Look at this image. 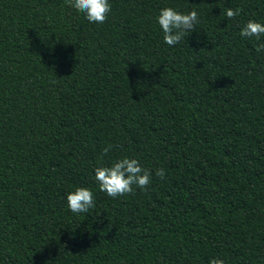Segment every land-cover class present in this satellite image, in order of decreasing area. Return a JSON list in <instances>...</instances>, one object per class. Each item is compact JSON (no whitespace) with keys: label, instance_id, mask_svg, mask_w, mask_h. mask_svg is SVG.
Listing matches in <instances>:
<instances>
[{"label":"trees","instance_id":"trees-1","mask_svg":"<svg viewBox=\"0 0 264 264\" xmlns=\"http://www.w3.org/2000/svg\"><path fill=\"white\" fill-rule=\"evenodd\" d=\"M109 3L94 24L0 0V264H264V36L239 34L264 0ZM166 7L199 17L174 46ZM123 157L152 182L111 198L94 169ZM78 187L87 213L67 208Z\"/></svg>","mask_w":264,"mask_h":264},{"label":"clouds","instance_id":"clouds-1","mask_svg":"<svg viewBox=\"0 0 264 264\" xmlns=\"http://www.w3.org/2000/svg\"><path fill=\"white\" fill-rule=\"evenodd\" d=\"M77 12L83 13L89 23L103 24L111 12L109 0H66ZM241 9L227 8L225 16L227 19H235ZM157 23L163 32V41L169 46L178 44L182 39L195 31L199 23L198 13L195 10L182 14L171 7L160 10L156 17ZM240 36L260 40L264 36V24L255 21H248L240 30ZM257 53L264 51V43L256 45ZM113 148L109 144L103 149L107 155ZM93 179L96 181L99 190L105 192L108 197L116 198L127 194H134L135 188L147 190L151 184L152 172L143 168L135 158L123 157L117 159L113 164L101 166L94 169ZM155 175L163 180L165 172L163 168L155 170ZM67 208L72 213H87L94 207L93 192L84 187H78L75 191L67 194ZM209 264H225L223 259L214 258Z\"/></svg>","mask_w":264,"mask_h":264}]
</instances>
